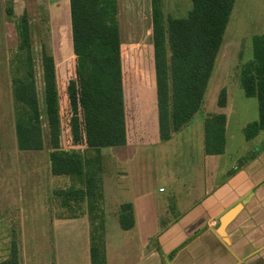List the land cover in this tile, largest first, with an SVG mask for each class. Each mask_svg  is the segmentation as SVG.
Here are the masks:
<instances>
[{"label":"rangeland","instance_id":"374dc122","mask_svg":"<svg viewBox=\"0 0 264 264\" xmlns=\"http://www.w3.org/2000/svg\"><path fill=\"white\" fill-rule=\"evenodd\" d=\"M13 1L0 0V139L4 140V145L0 140V263L10 259L13 250L16 249L20 264H91L89 241L93 224L87 203L72 202L71 207L63 213L59 201L53 196L54 191L74 186L73 179L51 175L48 150L28 153H22L19 149L14 152L9 151L14 144L9 127L15 121L12 80L13 76L23 77L27 72L26 53L19 52L21 37L17 25L27 13L41 108L44 109L42 53L46 50L49 55L54 56L56 62L62 147L67 151L78 152L84 158L96 156L94 151L86 150L84 143L69 0H65L66 4H63L61 9L55 5L54 9L57 12L60 10L59 13L54 12L50 7L52 0H23L26 7L12 6ZM56 1L62 3V0ZM144 2L140 3L143 6L139 11L138 6H135L136 10L131 13L122 11L119 22L123 38L122 52L144 54L148 58L153 45V28L152 14L144 6ZM162 6L161 15L165 25L170 17H187L192 10V1L164 0ZM11 7L16 8L13 16L9 15ZM247 9L250 13L251 9L249 7ZM235 10L236 8L233 10L225 33L226 45L222 51V58L227 59L225 69L231 70L235 67L233 71H238L242 65L254 60V51L252 43L244 46L231 41L235 38L234 20L237 17ZM251 12L257 22L262 21V15L264 18V14H261L264 10L258 7H252ZM248 17L251 20V17ZM241 48L244 51L242 54ZM217 64L219 65V59L201 110L171 142L135 148L101 149L102 164L110 172L113 169L114 172L123 169L130 172L129 177L108 179L105 185L104 207L111 248L120 243V239L116 236L118 221L113 213L117 212L116 206L119 202L125 203L131 198L132 191L128 190V187L140 181L149 190L154 187L157 190L166 189L164 196L170 194L174 187L179 189L181 194L183 193L180 198L188 196L189 200L196 201L203 196L205 189H202L200 178L204 169L201 135L204 133V119L207 112L216 107L215 101L219 95L215 90L218 84ZM219 68L221 69L220 65ZM227 91L226 100L232 102V112L228 116L226 127L227 155L224 160L227 164L235 162L241 166L246 163L248 156L259 146L261 138L264 137L260 135L255 141H247L244 134L245 128L259 118V103L256 98H248L245 95L241 79L236 73L231 74ZM146 106L143 104V112ZM43 123L46 131L44 114ZM148 130L150 131V127ZM216 182L218 177L210 181L212 184ZM204 184L209 182L205 181ZM76 186L81 187V184L77 183ZM44 207L53 213L54 217L60 213L62 216L65 215V223L55 221L50 226L47 222L48 212ZM23 215L24 222H22ZM76 215L78 218L69 220ZM25 224L27 226L23 231Z\"/></svg>","mask_w":264,"mask_h":264},{"label":"trees","instance_id":"16d2710c","mask_svg":"<svg viewBox=\"0 0 264 264\" xmlns=\"http://www.w3.org/2000/svg\"><path fill=\"white\" fill-rule=\"evenodd\" d=\"M191 1L192 10L187 17H170L164 25L159 0H153L154 63L162 141H169L201 110L236 2ZM69 2L84 143L86 150L94 151L96 156L84 158L80 153L62 147L57 69L53 56L46 50L42 53L44 109L41 108L26 14L18 21L17 30L21 37L19 52L26 53L27 72L23 77L13 76L12 80L17 145L20 151L48 150L53 175L70 177L81 184L79 189L72 187L60 195L65 197L67 207H71V200L87 203L93 224L91 264H106L100 151L127 145L117 0ZM9 15L13 16L12 9H9ZM253 51L254 60L243 67L241 74L245 95L256 98L259 103L258 120L244 130L247 141L264 133V35L253 38ZM218 104L225 107V91L220 94ZM204 130L206 155H222L226 145V116H208ZM263 152L264 139H261L246 163ZM118 216L124 230L133 228L131 204L122 205ZM0 264H20L17 250L14 249L10 259Z\"/></svg>","mask_w":264,"mask_h":264},{"label":"crops","instance_id":"0c3cea01","mask_svg":"<svg viewBox=\"0 0 264 264\" xmlns=\"http://www.w3.org/2000/svg\"><path fill=\"white\" fill-rule=\"evenodd\" d=\"M143 1H145L143 3L144 6L152 14L153 28V0H117L118 21H120L119 18L122 11L131 13L136 10L137 6L139 11L143 6L140 3ZM13 2L12 6L22 5L26 7L23 0H14ZM163 2L164 0H159L162 10ZM63 4H66L65 0H62L61 4L60 1L52 0L50 7H52L54 12H57L54 9L55 5L58 9H61ZM248 7L251 10L252 7L264 10V0H236L234 5V8H236L235 14H237L234 20L235 38L231 40L235 44L246 46L248 43H252L253 45L254 37L264 35L263 15L261 17L262 21L257 22L253 19L251 10V14L249 13ZM10 9L13 12L16 11V8L11 7ZM248 16L251 17V20ZM120 38L122 50L123 38L121 33ZM225 45L226 41L224 42L223 40L222 50L220 49L217 58L221 69L217 64L218 84L215 86V90H217L219 95L217 100L215 99L216 107L207 112L205 119L210 115L223 114L226 116L227 127L228 116L232 112V102L230 103L227 99L225 107L221 108L218 104L219 97L223 91L228 96L227 84L231 74L235 75L236 73L241 79L242 69L245 65H242L238 71H233L235 67L231 70L225 69L227 59L222 58V51ZM150 50L151 55L148 58L144 54L136 55L122 52L127 126V145L124 147L135 148L137 146H148L149 144L161 145L165 142L169 143L178 133L173 134L169 141H162L160 138L153 45ZM240 53H244L242 48ZM208 89L207 92H209ZM11 92L13 94V84ZM143 104L147 105L144 112L142 111ZM149 127L150 131L148 130ZM9 132L12 133L11 136L15 144L9 151L14 152L18 150L15 121L9 127ZM262 136H264V133L261 134ZM257 138L251 141H255ZM261 139H264V137ZM0 140L1 144L4 145V140ZM201 145L204 158V169L200 177L202 189H205L203 196H200V199L198 198L196 201L189 200L188 196L180 198L183 193L181 194V191H178L179 189L177 190L175 187L170 194L164 196L166 189L160 188L157 190L154 187L149 190L140 181L134 186L128 187L127 189L132 191L131 198L125 203L119 202V205L116 206V211L119 213V208L122 204H131L133 207L134 226L130 230H124L121 227L118 214L116 215L117 212L113 213L118 221V235L116 236L120 239V243L118 242L113 248L110 246L107 235L108 228L104 207L106 203L105 185H107L108 179L129 177L130 172L124 169L120 172H114L113 169L110 172L106 166L101 165L99 174L103 196L106 264H264V152L256 159L245 163L242 169L239 170V164L235 162L227 164L224 160L227 155L226 149L222 155H206L204 149L205 130L203 135H201ZM100 154H102L101 151ZM51 175L53 177H66L55 176L52 170ZM215 177H218V182L215 184L210 183ZM205 181L209 182V184H204ZM73 185L72 187H77L75 181ZM70 188H62L53 192L54 199L59 201L63 213L70 207L66 206L65 197H61L60 194ZM79 188L77 187L76 189ZM191 189H193L192 185ZM246 197L249 198L247 204L226 229L229 240L227 245L217 234L218 219L223 213ZM72 202L76 201L71 200L70 204ZM45 210L48 212L47 222L50 226L55 221L65 223V215L62 216L60 213L57 217H54L53 213H50L47 208ZM75 218H78V215L72 216L69 220H74ZM23 220L25 221L24 215L22 222H24ZM25 226L27 225H24L23 231L26 229ZM202 231L203 233L199 237L190 241Z\"/></svg>","mask_w":264,"mask_h":264},{"label":"water","instance_id":"95a60500","mask_svg":"<svg viewBox=\"0 0 264 264\" xmlns=\"http://www.w3.org/2000/svg\"><path fill=\"white\" fill-rule=\"evenodd\" d=\"M249 197V196H248ZM243 198L238 204H236L234 207L227 210L225 213H223L218 221H219V227L217 229V234L222 238V240L225 242V244H229V240L227 238V232L226 229L231 224L237 215L242 211L243 207L247 204L249 198ZM203 233H198L194 238H192L190 241L194 240L195 238L199 237ZM189 241V242H190ZM187 244V243H186ZM185 244V245H186Z\"/></svg>","mask_w":264,"mask_h":264}]
</instances>
